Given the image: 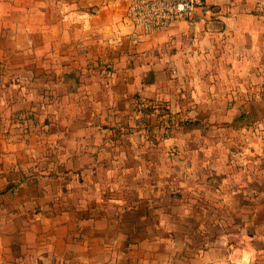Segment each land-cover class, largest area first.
<instances>
[{
  "label": "crops",
  "instance_id": "1",
  "mask_svg": "<svg viewBox=\"0 0 264 264\" xmlns=\"http://www.w3.org/2000/svg\"><path fill=\"white\" fill-rule=\"evenodd\" d=\"M128 2L0 0V264H264V195L231 227L219 197L97 207L65 191L158 75L264 65V0H205L135 43Z\"/></svg>",
  "mask_w": 264,
  "mask_h": 264
},
{
  "label": "rangeland",
  "instance_id": "2",
  "mask_svg": "<svg viewBox=\"0 0 264 264\" xmlns=\"http://www.w3.org/2000/svg\"><path fill=\"white\" fill-rule=\"evenodd\" d=\"M252 61L237 58L233 74L227 68L212 73L217 68L205 63L207 72L201 74L195 73L196 59H189L188 71L174 66L175 72L158 75L154 88L127 106L125 119L108 124L112 130L90 167L65 174V191L77 199L91 196L97 207H129L147 198L163 206L173 200L183 204L186 197H219L218 208L231 227L249 220L254 210L259 216L264 65ZM240 195L245 203L238 213Z\"/></svg>",
  "mask_w": 264,
  "mask_h": 264
},
{
  "label": "built area",
  "instance_id": "3",
  "mask_svg": "<svg viewBox=\"0 0 264 264\" xmlns=\"http://www.w3.org/2000/svg\"><path fill=\"white\" fill-rule=\"evenodd\" d=\"M204 3L205 0H129L126 16L137 29L131 32L129 38L135 43L140 35H150L175 21L191 18ZM26 117L20 115L18 118Z\"/></svg>",
  "mask_w": 264,
  "mask_h": 264
},
{
  "label": "trees",
  "instance_id": "4",
  "mask_svg": "<svg viewBox=\"0 0 264 264\" xmlns=\"http://www.w3.org/2000/svg\"><path fill=\"white\" fill-rule=\"evenodd\" d=\"M27 116V115H26Z\"/></svg>",
  "mask_w": 264,
  "mask_h": 264
}]
</instances>
